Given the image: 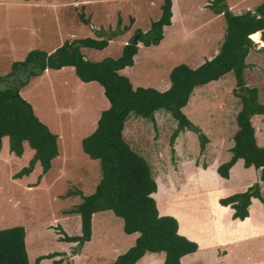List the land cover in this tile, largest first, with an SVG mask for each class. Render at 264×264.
Instances as JSON below:
<instances>
[{
  "label": "rangeland",
  "instance_id": "rangeland-1",
  "mask_svg": "<svg viewBox=\"0 0 264 264\" xmlns=\"http://www.w3.org/2000/svg\"><path fill=\"white\" fill-rule=\"evenodd\" d=\"M162 1L0 0V75L4 77L15 71L14 64L24 61L31 51L52 54L66 41L95 39V31L101 29L108 34L116 29L120 19L121 28L129 27L127 33L113 38L101 51L81 50L91 62L116 59L124 44L140 37L136 31L145 34L151 23L159 19ZM263 2L225 0L224 5L232 13L240 14L254 10ZM211 4L212 0H174L171 25L163 29V39L149 47L138 43L141 46L133 65L120 74L129 79L134 89L152 88L163 92L169 88V73L174 67L183 64L194 69L212 58L223 42L226 23ZM81 15L89 19L90 25L80 21ZM260 39V34L254 37L256 43ZM253 44L245 61L248 67L244 81L247 87L257 89L259 102L264 106V47ZM14 74L25 78V72ZM3 81L0 89L7 85ZM235 90V78L230 72L218 81L196 87L182 109L208 139L202 153L198 137L191 131L181 133L171 142L177 124L165 111L154 114L155 125L134 116L125 124V141L150 165L157 184L153 198L159 214L174 217L179 233L194 241L201 253L210 249L207 256L197 255L200 260L186 256L184 264H196L198 260L202 264H264V202L252 199L245 221L233 220V210L219 204L220 199L245 192L254 185L259 186L264 200V183L259 179L258 170L245 169L238 161L228 180L216 172L229 160L237 131L235 119L241 101ZM19 96L58 137V156L51 162L49 171L42 175L37 165L29 176L21 179L13 177L28 165L33 151L25 145L22 157L18 158L9 152L7 138L1 142L0 230L23 227L28 260L35 264L44 253L71 255L79 250L77 244L71 247L59 239L63 234L81 235L79 217L67 212L81 202L78 191L82 196L94 192L101 172L99 162L87 157L80 144L94 131L100 112L109 104L97 83L81 82L71 67L48 70L40 78L30 79L20 89ZM252 125L258 146L264 147V115L253 117ZM93 230L95 242L107 231L109 246L116 247L118 255L132 247V237L137 236L125 235L122 220L110 211L95 214ZM112 256L109 254L105 260L95 259L88 264H112L116 257ZM154 256L164 258L163 253ZM66 263L71 261L65 258L62 264Z\"/></svg>",
  "mask_w": 264,
  "mask_h": 264
},
{
  "label": "trees",
  "instance_id": "trees-1",
  "mask_svg": "<svg viewBox=\"0 0 264 264\" xmlns=\"http://www.w3.org/2000/svg\"><path fill=\"white\" fill-rule=\"evenodd\" d=\"M173 1H162L159 19L151 23L145 34L136 31L140 37L135 42L126 43L120 57L116 59L91 62L81 50L101 51L113 38L127 33L129 27L121 28L120 19L116 29L110 30L108 34L101 29L95 31V39L66 41L52 54L31 51L24 61L14 64L15 71L4 77L0 76V81L8 80L7 85L0 89V148L2 140L7 138L9 152L18 158L24 153V144L33 151L28 165L15 174L14 179L29 176L36 163H39L42 175L46 174L51 168V162L58 156L57 135L37 118L31 105L19 96L20 89L46 70L58 71L64 67H72L81 82L97 83L103 89L109 106L101 111L95 130L83 138L80 144L87 157L99 162L101 178L92 194L82 196L78 191L76 194L81 196V202L67 212L80 217L81 235L67 236L59 229L63 234L59 241L76 243L77 248H81L90 241L92 216L110 211L122 220L124 234H138L134 245L118 256L113 264H136L147 253H163V264H181L182 257L193 254L198 249L194 241L178 232L179 224L174 217L159 215L153 198L157 192V184L150 165L124 139L125 124L130 116L155 125L156 112L169 113L177 124L171 142L181 133L191 131L197 135L202 153L208 139L187 119L182 109L188 104L196 87L218 81L232 72L236 85L234 94L241 101V109L235 119L237 131L229 150L230 158L216 172L220 178L228 180L232 167L242 161L245 169L258 170L259 179L264 183V147L258 146L252 125L253 117L264 115V106L259 102L257 89L247 87L244 81V71L248 67L245 61L255 46L253 43L260 48L264 47L261 39L258 43L254 41V37L261 35L260 31L264 30V2L254 10L234 14L224 5L225 0H212L210 7L216 14L222 15L226 23L218 53L194 69L183 64L174 67L169 73L170 86L166 91L141 87L134 89L129 79L121 75L120 71L133 65L138 43L145 47L160 43L163 29L171 25ZM80 21L90 25L89 19L82 15ZM130 21L132 23L133 20ZM14 72H25V78H18ZM14 87L18 89V95ZM252 199L264 202L258 185L222 198L219 204L233 210V220L245 221L249 217L248 209ZM55 256V253L39 256L35 264ZM0 264H30L23 227L0 230Z\"/></svg>",
  "mask_w": 264,
  "mask_h": 264
},
{
  "label": "crops",
  "instance_id": "crops-1",
  "mask_svg": "<svg viewBox=\"0 0 264 264\" xmlns=\"http://www.w3.org/2000/svg\"><path fill=\"white\" fill-rule=\"evenodd\" d=\"M247 11V10H246ZM241 14V13H240ZM125 45V44H124ZM139 46H141V45H139ZM138 46V47H139ZM218 52L216 51V53L215 54H213V56H212V58L217 54ZM212 58H209L208 60H210V59H212ZM65 68V67H64ZM72 68V67H71ZM247 69V68H246ZM62 70V69H61ZM60 70V71H61ZM48 70H46L43 74H45L46 72H47ZM54 71V70H53ZM43 74H41L40 76H38V77H36V78H40ZM1 76V75H0ZM4 83H7L8 82V80H4L3 81ZM85 84H89V83H85ZM170 86V85H169ZM101 113V112H100ZM100 116V115H99ZM99 118V117H98ZM98 120V119H97ZM97 123V122H96ZM95 128H96V126H95ZM95 128H94V130H95ZM25 145H27V144H24V147H25ZM56 159V158H55ZM242 162V161H241ZM37 165H39V163H36V165H35V167L37 166ZM34 167V168H35ZM34 171V170H33ZM251 202H252V200H251ZM251 206V205H250ZM250 208V207H249ZM248 211H249V209H248ZM102 213V212H101ZM96 214H98V213H96ZM160 215V214H159ZM78 216V215H77ZM161 216V215H160ZM79 217V216H78ZM94 217H95V214L92 216V233H91V238H90V241H88V242H86V243H84V245L81 247V248H79V250L78 251H73L74 253L73 254H71V255H69V254H67L66 252H62V253H58L57 255L58 256H55L54 258H52V259H44V260H42L39 264H53V262H58L57 264H62L63 262H64V260H65V258H68L70 261H71V263H66V264H88V263H90L91 261H94L95 259H97V260H105V259H107L108 258V255L109 254H113V256L112 257H114V255L116 256L115 258H114V260L112 261V264H113V262L116 260V258L118 257V256H120V255H118L120 252H117V249H116V247H114V248H110V246H109V244L111 243V241H110V237L109 236H107L106 235V232L107 231H105V232H103L100 236H98L97 237V239H98V241L97 242H95V240H96V237H95V240L94 241H92L93 239H94V230H93V219H94ZM79 219H80V217H79ZM80 231H81V226H80ZM178 232H179V230H178ZM100 234V233H99ZM181 234V233H180ZM126 235V234H125ZM134 234H132V235H128V236H133ZM100 237V238H99ZM138 237V234H137V236L136 237H132V242H133V245H134V243H135V240H136V238ZM63 243H65V242H63ZM65 244H67L68 246H71V247H74V245H76V243H65ZM132 245V246H133ZM93 248V249H92ZM131 248V246L125 251V253L129 250ZM210 249H208V250H205L206 251V253H204V251H203V253H201L202 252V250L201 249H199V247H198V249H197V251L195 252V253H193V254H189V255H192L193 256V259H195V258H199V260L200 259H202V258H200L199 256H197V255H203V257L204 256H207V252L209 251ZM48 254H51V253H44L43 255H40V256H44V255H48ZM56 254V253H55ZM124 254V253H123ZM151 254H153V255H151ZM60 255V256H59ZM122 255V254H121ZM164 255V254H163ZM223 256H226L225 254H222ZM186 256H188V255H186ZM186 256H184V257H182L181 258V260H180V263L181 264H184V261H185V258H186ZM112 257H110V260L112 259ZM226 257H228V256H226ZM216 258H218V257H216ZM223 258H225V257H223ZM61 259H63V261H61ZM52 260V261H51ZM195 261L196 262V264H202V261ZM164 262V258H163V260H162V258H157V257H155L154 256V253H147V254H145L136 264H162Z\"/></svg>",
  "mask_w": 264,
  "mask_h": 264
},
{
  "label": "water",
  "instance_id": "water-1",
  "mask_svg": "<svg viewBox=\"0 0 264 264\" xmlns=\"http://www.w3.org/2000/svg\"><path fill=\"white\" fill-rule=\"evenodd\" d=\"M260 33H261V40L264 41V30H261ZM14 89L17 92V95H18V89L16 87H14Z\"/></svg>",
  "mask_w": 264,
  "mask_h": 264
},
{
  "label": "bare ground",
  "instance_id": "bare-ground-1",
  "mask_svg": "<svg viewBox=\"0 0 264 264\" xmlns=\"http://www.w3.org/2000/svg\"><path fill=\"white\" fill-rule=\"evenodd\" d=\"M258 46V45H257Z\"/></svg>",
  "mask_w": 264,
  "mask_h": 264
},
{
  "label": "built area",
  "instance_id": "built-area-1",
  "mask_svg": "<svg viewBox=\"0 0 264 264\" xmlns=\"http://www.w3.org/2000/svg\"><path fill=\"white\" fill-rule=\"evenodd\" d=\"M259 18V17H258Z\"/></svg>",
  "mask_w": 264,
  "mask_h": 264
}]
</instances>
